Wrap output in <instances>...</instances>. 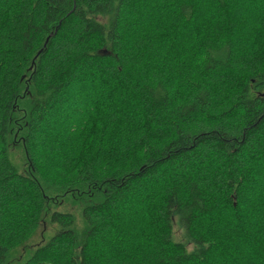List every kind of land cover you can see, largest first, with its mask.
Segmentation results:
<instances>
[{
  "label": "trees",
  "instance_id": "16d2710c",
  "mask_svg": "<svg viewBox=\"0 0 264 264\" xmlns=\"http://www.w3.org/2000/svg\"><path fill=\"white\" fill-rule=\"evenodd\" d=\"M71 193L18 264H264V0H0V264Z\"/></svg>",
  "mask_w": 264,
  "mask_h": 264
},
{
  "label": "rangeland",
  "instance_id": "374dc122",
  "mask_svg": "<svg viewBox=\"0 0 264 264\" xmlns=\"http://www.w3.org/2000/svg\"><path fill=\"white\" fill-rule=\"evenodd\" d=\"M12 161L20 168V171L25 172L28 169V163L25 158V154L22 148V144L19 141L13 142L10 148ZM60 195V194H59ZM54 196V195H53ZM100 201L99 195L88 196L79 194H70L61 197H54L48 206V216L45 217L44 223L34 239L30 240L26 245L18 248L12 259L8 264H18L25 261L29 256L31 251L35 248L36 244L41 241V237H44V241H48L54 234H56L60 228L57 225H53L50 222L49 215L53 212L71 213L76 217V228L80 229L83 224L82 212L83 209L92 203H97ZM176 232L179 233L178 228ZM177 239H182L181 235H177Z\"/></svg>",
  "mask_w": 264,
  "mask_h": 264
}]
</instances>
